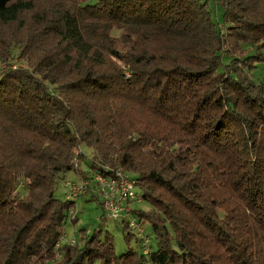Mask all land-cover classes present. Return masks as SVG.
<instances>
[{
    "label": "trees",
    "instance_id": "1",
    "mask_svg": "<svg viewBox=\"0 0 264 264\" xmlns=\"http://www.w3.org/2000/svg\"><path fill=\"white\" fill-rule=\"evenodd\" d=\"M46 1L0 0V24ZM35 13L39 28L0 48V264H264V54L245 48L264 50V0H58ZM106 166L133 174L152 209L130 215L155 249L141 238L118 256L101 229L62 243L76 202L58 182L75 171L104 206Z\"/></svg>",
    "mask_w": 264,
    "mask_h": 264
},
{
    "label": "rangeland",
    "instance_id": "2",
    "mask_svg": "<svg viewBox=\"0 0 264 264\" xmlns=\"http://www.w3.org/2000/svg\"><path fill=\"white\" fill-rule=\"evenodd\" d=\"M57 4L58 0H49L43 3H36L34 12L28 13L23 16V19H25L26 22H23L22 24H26V27L30 26L33 30L39 28H36L37 24L35 21H33V18L36 14L35 12L41 13L44 11H50ZM23 25L6 26L4 24H0V48L4 47V45L8 42L12 43V41L14 40L17 41L18 37L19 40L24 38L25 35L22 34L24 32V29L20 30L21 26ZM245 48L248 55L264 54V50L254 49L251 46H245ZM16 55H18V50L15 49L13 51V55H11V57L9 58V62L7 61V64L12 63L14 68H16L20 64L24 65L23 62H20L18 60ZM254 72L258 74L259 70H256ZM83 151L89 158L93 157L94 155L93 151L86 147H83ZM86 160H88V158H86ZM75 165L77 166V161H75ZM105 168H110L114 172L115 176L117 169H120L122 172H124L126 176H128V178L133 176V174L125 171L121 167L116 169L111 166H106ZM82 169L88 170V166L85 162L82 163ZM109 180L113 179L110 178ZM101 182L104 185L105 192H108V183L102 180ZM98 183H100L99 180ZM82 185L83 182L79 181V176L75 173V171L69 172L68 174H66L65 178L58 182L56 197L63 201H66L67 199L70 200V198L73 197L75 198L74 200L76 202L75 208L71 210V213L69 214L64 225L62 243H68L74 240L75 242H78L80 241V236L83 233L91 235L97 229H101L103 233L109 232L113 236V244L118 256L124 254L129 247H136V240L141 238H148L150 241V246L153 247V249L156 248L155 236L153 234L152 227L148 222L141 223L139 220H136V223H139L141 230H127V232L131 231L135 235L129 245L126 242L123 233V223H129L135 219L134 216L130 215V210L140 209L143 211H150L152 207L147 202H142L139 197L131 200L122 199L120 201V205L125 210H129V212L122 214L120 218L118 217V220H114L115 218L112 216V211L109 209L110 202L108 201L104 206H102L104 198L102 195H100L98 187L93 186L92 192H88L82 196L81 194L85 193V189H83ZM133 185L134 187L136 186L134 183ZM135 191L139 193L140 189L136 187ZM116 192L118 193V190ZM104 214H108L109 216L106 215L107 217H103ZM73 220L76 221L74 222ZM139 231H141L142 234H140ZM95 264L100 263L96 262Z\"/></svg>",
    "mask_w": 264,
    "mask_h": 264
},
{
    "label": "built area",
    "instance_id": "3",
    "mask_svg": "<svg viewBox=\"0 0 264 264\" xmlns=\"http://www.w3.org/2000/svg\"><path fill=\"white\" fill-rule=\"evenodd\" d=\"M97 179L100 181L101 186L104 189V185L102 184V181H105L109 185V191L105 192L106 196L108 197L107 202H110L109 209L112 211V216L117 219L124 213H128L129 210H125L121 205L120 201L122 199L124 200H131L136 199V194L134 190L133 183L129 180L128 176L124 172H122L120 169L116 171V178L113 180H107L100 176L97 177ZM118 190V193L116 192ZM131 228H137V225L135 223V220H133L130 223Z\"/></svg>",
    "mask_w": 264,
    "mask_h": 264
}]
</instances>
